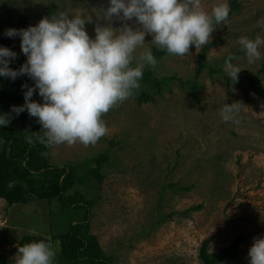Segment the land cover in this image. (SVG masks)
<instances>
[{
  "label": "rangeland",
  "instance_id": "374dc122",
  "mask_svg": "<svg viewBox=\"0 0 264 264\" xmlns=\"http://www.w3.org/2000/svg\"><path fill=\"white\" fill-rule=\"evenodd\" d=\"M222 2L228 0H202V5L210 12ZM238 2L240 7L229 14L227 25L217 27L204 45L206 53L204 46L191 47V54L183 57L155 53L156 47L146 42L157 59L153 75L178 79L163 83L161 93L150 102L139 104L131 97L111 109L102 117L108 135L96 145L48 147L46 161L52 165L79 166L106 154L101 180L76 185L67 194L77 188L90 204V232L111 264H202L198 252L204 241L212 253L239 235L245 239L237 257L222 264H249L253 238L264 237V107L242 72L264 86V73L257 72L264 46L259 49L261 59L249 64L238 44L241 36L264 39L260 26L264 0ZM108 4L109 0H0V10L29 15L28 25L21 28L61 11L91 15L93 23L86 22L85 28L94 38L96 23H106L97 16ZM120 26L121 22H113V27ZM150 39L147 35L146 41ZM228 56L235 57L232 64L242 68L238 80L243 86L227 84L221 74L208 72L207 65L224 61L220 70L226 73ZM16 79L28 87L34 85L27 75ZM180 80L203 85L197 90V102ZM31 99L42 102L37 92ZM233 102H241L240 112L225 122L221 110ZM87 168L82 165L78 174ZM181 186L190 188L180 190ZM81 214L61 209L56 199L8 205L0 198V253L10 251L23 236H41L56 248L55 264H73L61 260L53 236ZM16 252L9 254L13 263Z\"/></svg>",
  "mask_w": 264,
  "mask_h": 264
},
{
  "label": "clouds",
  "instance_id": "9594fccd",
  "mask_svg": "<svg viewBox=\"0 0 264 264\" xmlns=\"http://www.w3.org/2000/svg\"><path fill=\"white\" fill-rule=\"evenodd\" d=\"M230 11L227 2L208 12L202 0H109L97 16L106 23H96L94 38L85 28L86 22L93 23L91 15L63 11L41 18L34 26L6 29V36L20 37L27 59L13 69L9 62L17 54L0 46V76L15 80L27 75L34 81L31 87L22 85L27 88L24 104L12 106L11 111L19 115L26 110L37 119L42 133L33 136L43 145L94 146L109 132L102 117L140 89L146 67H156L157 59L146 42L168 55H190L193 45L202 48L217 27L227 25ZM114 21L121 26L113 27ZM147 35L151 39L146 41ZM238 44L249 64L261 59V37L241 36ZM233 59L228 56L225 61L231 83L238 82L242 70L232 64ZM37 90L42 102L31 99ZM240 108L241 102L225 103L222 119L234 120ZM9 123V114H0V126ZM33 136L26 137L29 144ZM56 255L51 241H31L17 245L14 264H55ZM248 257L249 264H264V237L253 238Z\"/></svg>",
  "mask_w": 264,
  "mask_h": 264
},
{
  "label": "trees",
  "instance_id": "16d2710c",
  "mask_svg": "<svg viewBox=\"0 0 264 264\" xmlns=\"http://www.w3.org/2000/svg\"><path fill=\"white\" fill-rule=\"evenodd\" d=\"M230 14L236 12L240 4L238 0H228ZM53 9V7L48 10ZM29 15L19 13L12 9L0 10V46L7 47L14 51L16 58L10 60L9 67L19 69L21 63L26 59L20 49V37H8L5 30L9 28L21 29L28 25ZM194 47V45L192 46ZM208 46L202 48L206 53ZM157 52H164L156 48ZM203 57L204 54H201ZM224 61H220L216 66L207 65L210 74H221L227 84L231 83V78L227 73H223L220 68ZM203 68V65H202ZM245 79L254 93L259 97V101L264 107V86L260 80L256 79L246 71ZM258 73H264V57ZM178 79L175 76L155 77L151 68L146 67L143 71V78L140 81V89L132 96L137 103L150 102L154 94L162 91L165 82ZM243 86L242 79L235 82ZM18 79L12 80L0 76V114H9L10 123L7 126H0V197L8 205L14 203H28L34 199L51 200L56 199L63 210H71L74 213L82 211L80 218L69 221L66 230L56 236L54 240L59 244V255L61 260L73 264H111V258L104 254L94 235L90 232V204L85 201L83 193L75 188L72 194L67 192L76 185H85L91 180L100 181L102 178L101 165L106 160V154L87 159L79 166L72 164L52 165L46 161L48 147L41 144L33 136V132L40 131L41 125L37 119L29 116L27 111L17 115L11 111L12 106L24 104V93L26 87H22ZM182 87L186 86L197 102V90L202 88V84L194 81H181ZM38 93V90L36 91ZM33 136V143L29 144L26 137ZM95 163L89 167V163ZM82 165L88 168L82 175L78 174V169ZM169 186L174 187L172 183ZM189 186H181L180 190H188ZM198 208L200 206H197ZM67 211H65L66 213ZM245 239L244 235H239L233 241L219 250L212 253L208 252L206 241H204L198 252V257L202 264H222L223 262L233 261L239 251L240 244ZM47 240L41 236H23L18 244L31 241ZM17 244V245H18ZM17 245L8 252L0 253V264H14L9 258V254L17 251Z\"/></svg>",
  "mask_w": 264,
  "mask_h": 264
}]
</instances>
